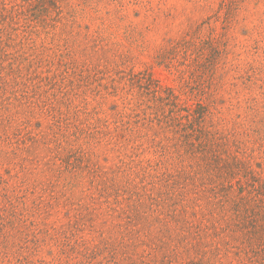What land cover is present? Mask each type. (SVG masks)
I'll return each mask as SVG.
<instances>
[{
	"label": "rangeland",
	"instance_id": "rangeland-1",
	"mask_svg": "<svg viewBox=\"0 0 264 264\" xmlns=\"http://www.w3.org/2000/svg\"><path fill=\"white\" fill-rule=\"evenodd\" d=\"M220 4L231 8L229 18ZM5 16L11 43L0 45V264L195 258L171 242H179L177 223L164 233L151 216L136 214L130 192L142 189L140 166L153 156L146 141L116 127L134 114V75L176 85L155 55L199 26L218 41L198 45L203 54L193 58L218 80L217 128L250 113L246 98L264 117V0H0ZM259 155L251 161L264 171ZM204 187L187 185L183 203ZM155 236L167 239L168 250H158ZM234 257L213 264H240Z\"/></svg>",
	"mask_w": 264,
	"mask_h": 264
},
{
	"label": "trees",
	"instance_id": "trees-1",
	"mask_svg": "<svg viewBox=\"0 0 264 264\" xmlns=\"http://www.w3.org/2000/svg\"><path fill=\"white\" fill-rule=\"evenodd\" d=\"M220 10L226 18L231 16L225 4H220ZM7 19L0 20V45L11 43L4 27ZM259 44V39H253V45ZM198 45H218V41L211 34L202 36L199 26L155 55L176 85L164 86L145 71L132 78L131 87L137 91L134 114L116 128L126 137L146 141L145 149L153 156L140 166L142 189L130 192L135 195L132 206L136 214L151 216V225L164 227V233L170 231L168 223H177L179 242H171L196 254L178 264H213L216 257L229 254L240 264H264V171L255 169L251 161L256 152L258 159L264 154V117L257 115L256 100L246 98L250 113L238 116L228 129L217 128L223 122L216 117L220 113L213 112L212 91L218 80L213 82L201 71L203 63L193 59L203 54ZM176 56L181 61L174 60ZM242 79L245 87L252 83L251 76ZM262 159L258 164L263 166ZM202 183L207 187L184 204L185 187ZM155 185H160L156 193L150 191ZM154 240L159 251L168 250L167 239L155 236Z\"/></svg>",
	"mask_w": 264,
	"mask_h": 264
}]
</instances>
